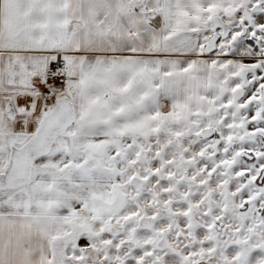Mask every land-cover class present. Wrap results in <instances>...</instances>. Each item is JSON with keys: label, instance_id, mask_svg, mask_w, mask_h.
Wrapping results in <instances>:
<instances>
[{"label": "snow or ice", "instance_id": "obj_1", "mask_svg": "<svg viewBox=\"0 0 264 264\" xmlns=\"http://www.w3.org/2000/svg\"><path fill=\"white\" fill-rule=\"evenodd\" d=\"M0 264H264V0H0Z\"/></svg>", "mask_w": 264, "mask_h": 264}]
</instances>
